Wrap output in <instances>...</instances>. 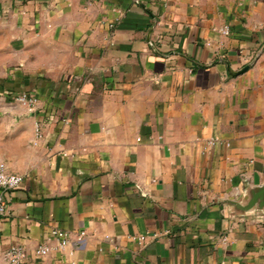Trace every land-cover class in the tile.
Listing matches in <instances>:
<instances>
[{"label":"crops","instance_id":"1","mask_svg":"<svg viewBox=\"0 0 264 264\" xmlns=\"http://www.w3.org/2000/svg\"><path fill=\"white\" fill-rule=\"evenodd\" d=\"M0 18L18 61L0 163L24 177L0 264L11 246L22 264H264V0H0Z\"/></svg>","mask_w":264,"mask_h":264},{"label":"built area","instance_id":"2","mask_svg":"<svg viewBox=\"0 0 264 264\" xmlns=\"http://www.w3.org/2000/svg\"><path fill=\"white\" fill-rule=\"evenodd\" d=\"M222 35H229V29L227 27L221 28ZM15 100L20 105L27 107L30 111H37L39 99L34 93H20L13 95ZM41 124L36 123L35 133L37 137H41ZM210 144H214V141H210ZM24 183V177L18 174L11 173L5 163H0V217H5L8 213L9 202L11 201V192L20 188ZM51 235L58 242V248L61 251L66 250L71 245L70 235L63 230L54 229L51 231ZM86 233L81 232L77 238V243L82 244L84 242ZM144 238H139V242L142 243ZM226 242V239L223 240ZM50 253V248L47 246H40L36 250L38 256H47ZM27 255L23 248L19 246H11L6 254L5 258L9 264H22Z\"/></svg>","mask_w":264,"mask_h":264},{"label":"rangeland","instance_id":"3","mask_svg":"<svg viewBox=\"0 0 264 264\" xmlns=\"http://www.w3.org/2000/svg\"><path fill=\"white\" fill-rule=\"evenodd\" d=\"M4 28L3 20L0 18V119L3 115L4 107L2 106V101L4 100V96H10L7 94V90H5L10 71L18 67L16 52L14 51L15 44L8 40V37H6L8 33ZM12 101L16 102L15 100Z\"/></svg>","mask_w":264,"mask_h":264},{"label":"water","instance_id":"4","mask_svg":"<svg viewBox=\"0 0 264 264\" xmlns=\"http://www.w3.org/2000/svg\"><path fill=\"white\" fill-rule=\"evenodd\" d=\"M264 198V190H261L260 193H258L256 196H255V199L251 202V207H253V205L256 204V200H258V198L262 197ZM262 204V207H264V202L261 203Z\"/></svg>","mask_w":264,"mask_h":264}]
</instances>
